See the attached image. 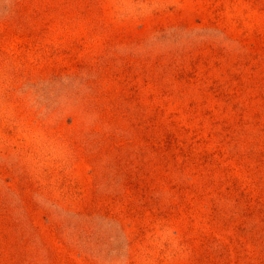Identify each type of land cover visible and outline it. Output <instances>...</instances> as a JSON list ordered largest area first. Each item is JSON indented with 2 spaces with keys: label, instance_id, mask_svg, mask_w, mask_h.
I'll use <instances>...</instances> for the list:
<instances>
[{
  "label": "rangeland",
  "instance_id": "rangeland-1",
  "mask_svg": "<svg viewBox=\"0 0 264 264\" xmlns=\"http://www.w3.org/2000/svg\"><path fill=\"white\" fill-rule=\"evenodd\" d=\"M0 264H264V0H0Z\"/></svg>",
  "mask_w": 264,
  "mask_h": 264
}]
</instances>
